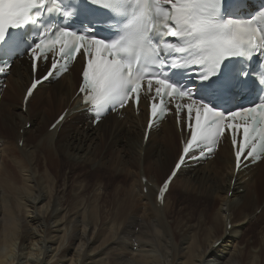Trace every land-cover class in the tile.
Returning <instances> with one entry per match:
<instances>
[{
	"label": "bare ground",
	"instance_id": "obj_1",
	"mask_svg": "<svg viewBox=\"0 0 264 264\" xmlns=\"http://www.w3.org/2000/svg\"><path fill=\"white\" fill-rule=\"evenodd\" d=\"M80 68L38 86L23 111L31 74L24 60L12 66L0 101V264H264V161L236 175L224 145L182 168L158 205L181 134L168 120L145 144L146 114L130 109L92 126L76 112ZM79 168L96 177L91 188L81 175L72 181ZM115 176L106 200L104 180Z\"/></svg>",
	"mask_w": 264,
	"mask_h": 264
},
{
	"label": "snow or ice",
	"instance_id": "obj_2",
	"mask_svg": "<svg viewBox=\"0 0 264 264\" xmlns=\"http://www.w3.org/2000/svg\"><path fill=\"white\" fill-rule=\"evenodd\" d=\"M249 7L250 0H0V75L27 54V103L79 58L78 95L93 123L129 105L139 114L142 102L149 129L175 115L187 136L160 188L162 202L181 167L211 156L222 138L237 171L264 161V0L242 11Z\"/></svg>",
	"mask_w": 264,
	"mask_h": 264
},
{
	"label": "rangeland",
	"instance_id": "obj_3",
	"mask_svg": "<svg viewBox=\"0 0 264 264\" xmlns=\"http://www.w3.org/2000/svg\"><path fill=\"white\" fill-rule=\"evenodd\" d=\"M83 171V168H79L77 171H76V173L74 174V176H72V181L74 180V179H78V177L77 176H79V175H81V176H83L86 180H87V182L89 183V188H91L93 185H94V183H95V180H96V177H94L93 175H91L90 173H86V172H82ZM105 177H107V176H105ZM117 178V179H116ZM118 179H120L119 178V176H115V178L108 184V182L107 181H105L104 180V182H105V184H106V189H108L109 191L107 192V194H106V197H105V199L107 200V199H109V198H111L112 197V194H113V190H114V188L116 187V185H117V181H118ZM175 189V190H174ZM173 189V196H176L177 194H179V191H178V189H176V186H175V188ZM172 191V190H171ZM176 192H177V194H176ZM180 195V194H179ZM179 195H177V197H179ZM117 198H120V199H122V196H120V195H118L117 196ZM116 198V199H117ZM180 200V201H179ZM179 200L176 202L175 200V202L174 203H172L174 206L175 205H178L179 203L178 202H182L181 201V199L179 198ZM218 202H220V200H218ZM183 203V202H182ZM190 203H193L192 201H190ZM171 204V206H173ZM117 205L118 204H116V203H111V202H104V204H103V211L104 212H106V213H116V211H117ZM176 208H177V206H176ZM254 233V235L253 236H256V229H254V231H253ZM6 249V247L4 246V245H2L1 246V249H2V251H5L6 252V250H4V248ZM33 257H36V256H33ZM29 258H32V256H29ZM13 264H16V261L13 263ZM34 264V263H33Z\"/></svg>",
	"mask_w": 264,
	"mask_h": 264
}]
</instances>
